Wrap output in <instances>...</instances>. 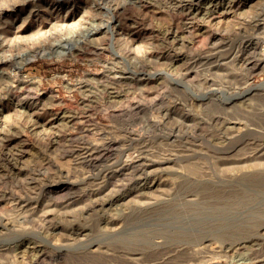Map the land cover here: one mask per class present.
I'll list each match as a JSON object with an SVG mask.
<instances>
[{"label":"rangeland","instance_id":"1","mask_svg":"<svg viewBox=\"0 0 264 264\" xmlns=\"http://www.w3.org/2000/svg\"><path fill=\"white\" fill-rule=\"evenodd\" d=\"M5 58L0 264H264V0H0Z\"/></svg>","mask_w":264,"mask_h":264},{"label":"bare ground","instance_id":"2","mask_svg":"<svg viewBox=\"0 0 264 264\" xmlns=\"http://www.w3.org/2000/svg\"><path fill=\"white\" fill-rule=\"evenodd\" d=\"M91 41V40H90ZM85 43V42H84ZM83 43V44H84ZM250 43V42H249ZM88 47V46H87ZM59 48V50H61L63 53H65V54H68L69 52H72V50H73V47L70 45V43L69 42H65V43H62V44H60L59 46H57V48H56V50H53V52H56L57 51V49ZM247 48V47H246ZM58 50V51H59ZM226 54V53H225ZM238 54V53H237ZM232 55H234L233 53H232ZM19 58V57H18ZM234 58V57H233ZM232 58V59H233ZM231 59V60H232ZM17 58L15 59H13V58H5V59H2V60H0V66L1 65H3V64H6V63H11V62H17ZM234 60V59H233ZM232 60V61H233ZM233 62H235V61H233ZM18 65V64H17ZM9 66V65H8ZM4 67V66H3ZM7 72V71H6ZM3 73V72H2ZM7 75V74H6ZM147 76V75H146ZM134 77V76H133ZM13 78V77H12ZM131 79H132V77H131ZM21 84V83H20ZM163 132V131H162ZM123 137V136H122ZM121 137V138H122ZM116 138V137H115ZM133 138H134V136H133ZM110 144V143H109ZM110 146V145H109ZM113 146V145H112ZM116 147V146H115ZM104 149V148H103ZM89 150V149H88ZM106 150V149H105ZM122 150H124V149H122ZM84 151V150H83ZM139 151V150H138ZM82 152V151H81ZM143 152V151H142ZM127 153V152H126ZM85 154V153H84ZM88 154V153H87ZM123 154H124V151H123ZM90 155V154H89ZM122 155V154H121ZM131 155V154H130ZM142 156H143V154H141ZM140 155V156H141ZM137 156V155H136ZM82 157V156H81ZM135 157V156H134ZM97 159V158H96ZM99 159V158H98ZM125 159H128V158H125ZM124 159V160H125ZM130 159V158H129ZM96 162H98V161H96ZM121 162V161H120ZM128 162V161H127ZM133 163V162H132ZM139 164H140V162H138ZM136 164V163H135ZM147 164V163H146ZM150 164V163H149ZM148 164V165H149ZM97 165V164H96ZM134 165V164H133ZM119 166V165H118ZM142 166V165H141ZM128 167V166H127ZM127 167L125 166V168L127 169ZM138 167H140V166H138ZM131 169V168H130ZM119 170V169H118ZM136 171V170H135ZM141 171V170H140ZM146 171V170H145ZM144 171V172H145ZM123 172V171H122ZM133 172V171H132ZM146 172H148V171H146ZM145 172V173H146ZM115 173V172H114ZM124 173V172H123ZM134 173V172H133ZM126 174V173H125ZM148 174H149V172H148ZM148 174H145L146 176L144 177V178H140V179H138L137 178V180L135 181L136 182V185L134 186L133 185V187L132 188H128V190H124V191H121V192H118V193H112V195L108 198V200L107 201H112V203H113V201H122L123 199H125L130 193H132L133 194V192H135L136 191V189H138L137 187L139 186H143L144 185V187H147L148 186V184L150 183V180L148 179L149 178V175ZM137 175V174H136ZM111 180V179H110ZM108 183V182H107ZM153 183V182H152ZM150 187V186H149ZM92 189V188H91ZM99 189V188H98ZM141 190H143L142 188H140ZM96 190V189H95ZM103 190H105V188L104 189H102L101 190V192L103 191ZM110 190V189H109ZM140 190V191H141ZM94 191V190H93ZM92 192V191H91ZM106 192V191H105ZM138 192V191H137ZM94 193H95V191H94ZM93 198V197H92ZM117 203V202H116Z\"/></svg>","mask_w":264,"mask_h":264}]
</instances>
